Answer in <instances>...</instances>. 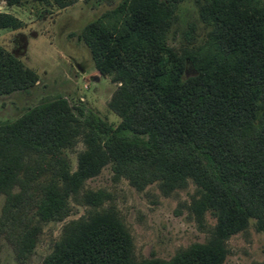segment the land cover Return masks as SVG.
<instances>
[{
	"label": "trees",
	"instance_id": "1",
	"mask_svg": "<svg viewBox=\"0 0 264 264\" xmlns=\"http://www.w3.org/2000/svg\"><path fill=\"white\" fill-rule=\"evenodd\" d=\"M175 1L120 0L82 30L95 68L117 83L109 106L118 125L93 113L81 121L62 96L0 122L7 221L19 222L29 202L44 220L64 218L70 199L91 207L64 225L42 264H223L232 235L250 220L264 228V0H193L206 33L198 45L181 49L166 41ZM21 23L0 12V29ZM37 79L0 45V95L27 91ZM81 135L84 148L71 172L61 150ZM106 164L137 189L155 181L165 190L195 183L192 211L216 219L206 241L170 260L137 258L116 214L98 209L102 194L83 185ZM34 169L51 175L38 183L39 199L27 191L32 178H22ZM15 185L19 191L12 192ZM15 238L21 257L33 246L34 229L24 225Z\"/></svg>",
	"mask_w": 264,
	"mask_h": 264
},
{
	"label": "rangeland",
	"instance_id": "2",
	"mask_svg": "<svg viewBox=\"0 0 264 264\" xmlns=\"http://www.w3.org/2000/svg\"><path fill=\"white\" fill-rule=\"evenodd\" d=\"M119 2L72 0L71 4L59 7L52 0L51 4L27 0L19 5L0 0V12L14 15L22 22L14 30L0 29V45L38 76L29 90L0 95V122L18 118L42 100L62 96L81 121L93 113L112 127L119 124L120 117L109 106L117 83L97 71L81 38L86 24ZM174 3L175 18L167 33V43L175 49L198 45L206 28L199 20L194 1ZM83 148L82 135L62 148L61 157L69 171L76 170L78 153ZM35 170L22 178H32L33 182L27 181V191L39 199L38 183L44 184L51 175ZM83 185L102 194L98 209H110L116 214L128 230L139 259L170 260L180 249L204 243L216 222L210 211L200 218L192 211L191 202L198 188L191 180L172 190L163 189L157 181L137 189L125 176L117 174L111 164H106ZM17 191L19 186L15 185L12 192ZM69 203L64 218L44 220L36 214L37 205L29 202L22 219L16 223L12 218L7 221L3 215L5 195L0 194V264H42L61 238L64 225L91 209L71 199ZM24 225L34 229V243L29 252L18 257L14 241L17 229ZM227 247L223 264H264V228L250 220L244 230L227 240Z\"/></svg>",
	"mask_w": 264,
	"mask_h": 264
}]
</instances>
